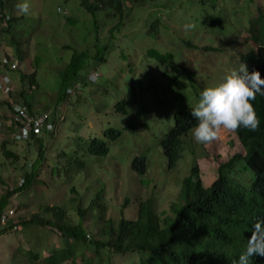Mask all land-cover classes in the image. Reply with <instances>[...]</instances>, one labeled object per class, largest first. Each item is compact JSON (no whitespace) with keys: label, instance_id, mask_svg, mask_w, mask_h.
Here are the masks:
<instances>
[{"label":"trees","instance_id":"trees-1","mask_svg":"<svg viewBox=\"0 0 264 264\" xmlns=\"http://www.w3.org/2000/svg\"><path fill=\"white\" fill-rule=\"evenodd\" d=\"M80 1L92 15L94 32L99 12L110 11L119 17V22L109 30L106 42L101 44L97 35L93 45L73 53L67 68L60 72L54 103L36 108V90L41 89L36 73L26 74L17 68L19 79H11L8 97L0 101V108L9 107L11 113L13 105L17 104L25 107L26 114L34 119L48 115L47 123L52 125L50 128L43 126L39 133L30 130L23 134L21 123L9 125V117L0 122L3 131L8 129L9 134L15 133L14 139L8 137L2 143L7 158L16 163L22 153L30 149L37 151L35 161L22 174L21 186L6 189L0 196V238L12 229L33 227L48 230L53 236L49 240L55 241V248L36 239L19 244L6 256L9 260L6 264H102L112 256L124 258L122 264H233L246 247L256 216L264 212V96L258 95L252 101L260 120L257 129L233 131L245 154L236 153L223 162L218 178L208 187L194 161L192 171L181 181L183 191L170 207L169 216L160 215L154 198L144 199L136 192L125 193L122 198L108 193L109 189L116 192L117 187L111 184L113 178L118 177L110 166L114 163L123 165L117 153L111 154V151H127L125 143L122 144L123 129H137L132 124H138L140 120L144 129L155 128L156 131L151 143H143L141 151L133 154L131 178L137 177L147 185L150 179L145 175L156 161L164 169V175L186 157L187 149L196 157L198 144L191 136L196 121L191 117L190 109L195 106L200 91L222 82L221 69L225 70V75L231 67L237 69L241 63L249 72L257 70L264 78V0H198L190 4L188 11L197 12L190 19L183 18L181 7L168 6L169 0H149L150 3L129 0L136 5L130 7L126 6L127 0ZM16 4L17 0H0V12L4 16L1 21L5 23L0 26L1 32L11 33L15 23L23 20V16L17 14ZM161 11L165 13V19L156 14ZM66 19L73 22L71 17ZM174 20L180 22L177 24ZM170 23H176L178 27ZM204 41L208 44H203ZM136 49L142 52L137 55L143 54L148 59L147 64L151 62L160 67L159 79L152 78L157 90L153 108L146 105L151 101L149 98L139 105V92L128 83L124 87L127 94L119 90L118 74L126 73V70L118 67V74L115 72L111 79L116 92L111 95L112 89H108L110 95L98 102L102 116L110 119L109 128L103 134L97 130L95 136L90 132L83 136L79 131L75 140L67 138L66 141L61 137L58 143L46 141L48 137L54 138L59 126V106L69 96L78 95V88L89 86L91 76L96 74L99 78L98 68L109 63L111 54L114 58L116 55L117 59L128 60ZM7 57L19 64L24 59L23 55H18L17 61L15 55ZM38 58L37 62L41 63L42 58ZM140 60L143 67L146 66L144 60ZM128 69L130 76L133 64L129 63ZM145 84L146 81L141 83L142 86ZM144 95L149 92L146 90ZM158 112L162 114L160 118ZM114 116L121 125L112 121ZM12 143L23 146V150H12L9 147ZM158 148L160 150L152 151ZM157 154L161 157L157 158ZM47 162L51 170L48 181H44L42 174ZM82 179L88 185L85 195L81 193ZM52 181L57 186L62 183L71 186L69 193L79 200L78 207L72 208L78 221L68 219L72 210L67 209L64 202L38 201L27 205L20 198V204L12 211L35 207L29 218L16 222L7 214L6 222H1L15 194L50 197L48 184L53 185ZM39 184L46 190L37 189ZM89 193L90 201L83 208V196ZM130 254L131 260L125 261ZM252 261L264 264V258L253 257Z\"/></svg>","mask_w":264,"mask_h":264},{"label":"rangeland","instance_id":"rangeland-1","mask_svg":"<svg viewBox=\"0 0 264 264\" xmlns=\"http://www.w3.org/2000/svg\"><path fill=\"white\" fill-rule=\"evenodd\" d=\"M147 1L150 3L149 0ZM197 1L198 0H169L168 6L174 7L175 9L181 7L180 12L183 14V18L190 19L191 15L194 17L197 12H190L188 9L191 3H196ZM19 2H21V0H17V3ZM28 2L30 5V13L28 15L17 13L20 17L23 16V20L15 23L14 30L11 31V33L0 31V64L4 56L15 55L16 59H14L16 61L18 55L24 56L20 64L18 61L16 62L18 63L17 65H19L17 69L26 74L36 73L37 81L39 85H41V89H37L38 87L34 88L37 89L34 104L36 108H42L45 107L44 105L55 102V92L58 93L60 84V72L67 68L73 53L93 45L96 41L95 36L97 37V35L100 39V43L104 44L106 38L109 36V30L119 22V17L110 11L99 12L96 21L97 30L94 32L92 15L86 10L80 0H28ZM126 3L127 7L135 5L129 0H127ZM59 7L67 11V15L60 12ZM196 9H198V7ZM150 13L151 12L148 11L147 15L150 16ZM156 14L161 15L163 19L166 18L163 11L156 12ZM66 17H71L73 22H69ZM232 20L234 21L235 17ZM175 22L178 24L180 21L176 20ZM176 23L170 24L177 28L178 26ZM185 23L188 24V21H185ZM3 25L5 26V23L0 19V26ZM13 35H15L14 40H12ZM204 43L208 44L205 41L203 44ZM215 43L218 44L217 42ZM137 53L142 52L138 49L134 50V53L128 57V60H123L121 58L117 59L116 55H114L115 59L111 54L109 63H104L98 68L99 71L97 72L100 74V77L98 78L96 74H94L90 78L92 81L89 80L88 77L90 85L87 87L84 86L82 89L78 88L80 91L78 95L69 96L65 102L59 106V126L57 127L54 138L48 137L46 141L58 143L61 141V137L66 141L67 138L75 140L79 131H81L80 134L83 136H87L89 132L95 136L97 130H99V133L103 134L104 131L109 128L110 119L102 116L98 108V102L105 99L110 94L114 95L116 92L114 90V84H112L114 81L111 79L115 76L118 67H122V69L125 68L126 70V73L124 71L120 74L116 72L120 77L119 90L127 94L124 87L125 84L128 83L134 91L139 92L140 99L137 101L138 104L143 105L145 99L149 98L151 101L146 105H148L149 108H153L152 101L155 98L157 90L152 78L156 77V79H159V74L157 72H159L160 67L151 62L147 64L148 59L144 58L143 54L139 56ZM39 56L42 58L41 63L37 62ZM139 58L144 60L146 66L143 67L142 60ZM129 63L133 64V69L130 70V76L128 74ZM235 67H237V63ZM17 69L12 73L11 71L8 72V74L10 73V79H19L16 74ZM233 69L234 67L230 68V70ZM3 72L4 70L0 65V76ZM214 72L216 74V71ZM146 73H148V75ZM219 73L222 74L220 79L223 81L224 77L230 72L228 71L223 75L225 70L221 69ZM127 74L128 76H126ZM145 81L146 86H142L141 83ZM27 83L29 84L28 81ZM108 89H112L110 94H107ZM146 90L149 92V95H144ZM132 95H134V92ZM27 96H29V94ZM5 99H7V96L0 91V101ZM78 99H80V101H78ZM158 103L162 105L159 100ZM112 107L114 108V105ZM51 111H53V109H51L50 112ZM9 114V107L0 108V122H5L10 116ZM157 115L158 118L162 116L160 112H158ZM112 119V121L116 122L118 125L122 124L115 116ZM132 125H135L137 129L133 130L132 126L130 129H123L125 136L122 144L125 143L127 151H123L122 149L117 152L115 149L111 151V154L117 153L118 160L123 165L114 163L110 166V170H114L118 177L115 176L111 184L112 187H117L116 192L114 193L113 190L109 189L108 193L122 198L125 193L136 192L137 196H143L144 199L154 198L156 200V210L164 217L171 215L170 207L178 200L179 194L182 193L181 181L192 171L194 161L198 164L200 171L204 175V185L210 186L213 179H216L218 176L217 168L220 163L229 161L236 153L245 154V150L240 144L241 142L236 134L233 131L222 129L216 141L207 145L198 144V148H196V157L187 149L188 154L186 157H183L179 161L177 167L169 170L167 174H162L164 169L159 165L158 161H156L155 165H153L145 175L150 179V182L147 185H143L139 178H131L129 176V173L132 172L131 163L134 157L133 154L141 151V145L143 143L146 145L151 143V137L154 136L152 134L156 130H154L155 128L144 129L142 126L143 122L140 123V120L138 124ZM20 132L23 133L22 129ZM8 137L14 139L15 133L9 134L8 129H4L3 131L2 128H0V196L6 189H14L21 186L23 182V172L27 167L32 165L37 155L35 149H30L29 152L22 153L20 159L15 163L13 159L5 156L4 150L2 149V143L4 139ZM50 143H48V146ZM9 147L14 151H22L24 148L17 143H12ZM35 148H37V146H35ZM154 150L160 149H153L152 151ZM160 157V154H157V158ZM45 164L47 168H45L42 178L44 181H48L51 168L48 162ZM247 178L250 179L249 176H247ZM244 180H246V176H244ZM52 183L53 185L51 183L48 184L51 188L50 197H42L37 194L33 198L28 195L15 194L11 198L12 201L9 207L10 212H7L12 220L19 222L21 219H27L30 213L36 209L35 207L28 206L26 209L15 211L14 213L12 210H16L17 206L20 204V198L23 199L27 205H33L38 201H44L48 203L64 202L69 210H72L73 207H78V198H76L75 194H71L68 191V189L71 188L69 184L62 183L60 186H57L54 185V181H52ZM87 186L86 181L82 179L80 187L81 193L84 195L86 194L85 188ZM37 189L46 190V187L39 184L37 185ZM83 197L84 199L81 204L82 207L85 208L90 201L91 195L89 193V195ZM72 201L75 202L72 203ZM69 218L73 220V222L79 220L78 215H76L73 210L68 213V219ZM51 237H53L52 234L44 228L36 229L30 227L28 230L12 229L0 238V264H6L9 261L6 256L10 255L17 245L31 243V240L33 241L36 239L46 246L55 248L54 239L52 242L49 240ZM27 238L29 239L27 240ZM131 258L132 254L126 256L125 261H130ZM123 260L124 258L112 256L109 258L108 262H110V264H122ZM108 262L101 263L107 264Z\"/></svg>","mask_w":264,"mask_h":264},{"label":"clouds","instance_id":"clouds-1","mask_svg":"<svg viewBox=\"0 0 264 264\" xmlns=\"http://www.w3.org/2000/svg\"><path fill=\"white\" fill-rule=\"evenodd\" d=\"M16 11L18 14L28 15L30 13L28 0L17 3ZM64 11L61 9L60 12L67 15L68 12ZM3 18L0 12V19ZM229 72L222 82L201 90L195 106L190 109V115L196 121L191 136L197 144L207 145L216 141L222 129L235 131L238 128H246L254 131L260 124L252 101L258 95L264 96V78H261L257 70L249 72L244 63ZM217 170L219 175V167ZM199 172L204 181L203 173ZM216 179H213V182ZM249 208L252 209L251 204ZM256 218L252 223L251 236L247 239L246 247L233 264H255L252 261L253 257L264 258V212Z\"/></svg>","mask_w":264,"mask_h":264},{"label":"built area","instance_id":"built-area-1","mask_svg":"<svg viewBox=\"0 0 264 264\" xmlns=\"http://www.w3.org/2000/svg\"><path fill=\"white\" fill-rule=\"evenodd\" d=\"M59 11L61 9L59 8ZM67 13V11H64ZM1 68H3L4 72L0 76V91H2L5 95H8L11 88L9 84L11 83V79L9 77L8 72L14 71L17 68V63L15 61L10 60L7 56H4L1 61ZM13 113H10V118L7 121V124H12L15 122H19L23 125L22 132L23 134H28L30 130H33L35 133H39L43 126L50 128L52 125L47 123L48 115H44L34 119L29 117L26 114V108L16 105H13L12 108ZM10 212V211H9ZM7 212L3 215L1 222H6Z\"/></svg>","mask_w":264,"mask_h":264}]
</instances>
